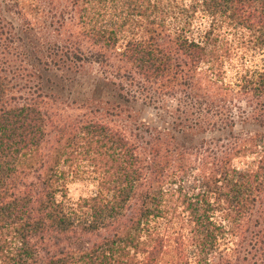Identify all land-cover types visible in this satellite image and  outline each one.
<instances>
[{"label": "trees", "instance_id": "1", "mask_svg": "<svg viewBox=\"0 0 264 264\" xmlns=\"http://www.w3.org/2000/svg\"><path fill=\"white\" fill-rule=\"evenodd\" d=\"M190 1L0 0V264H264V70L226 85L232 46L219 32L242 29L264 48V0ZM199 11L212 26L195 27ZM68 14L74 40L34 43L24 16L52 27ZM111 55L127 79L177 100L171 122L143 124L142 142L107 123L123 105L97 96L116 85L109 77L72 100L79 114L61 107L86 67ZM240 123L259 129L236 133ZM204 133L222 136L192 165ZM248 156L241 172L234 160ZM83 165L98 193L69 206L68 179ZM171 212L182 221L172 233Z\"/></svg>", "mask_w": 264, "mask_h": 264}, {"label": "rangeland", "instance_id": "2", "mask_svg": "<svg viewBox=\"0 0 264 264\" xmlns=\"http://www.w3.org/2000/svg\"><path fill=\"white\" fill-rule=\"evenodd\" d=\"M21 1L29 2V0ZM14 2H17V0H7V3ZM186 2L189 4L191 3L190 0H186ZM48 3L47 5L49 6L50 4ZM60 4L61 8H63L62 0H60ZM55 5H57V2ZM50 6L51 8L54 7V5ZM113 11L115 14L114 9ZM70 16L72 15L68 14L67 17L64 18L65 22L63 23V26L60 25L61 23L58 24L57 20L59 18H55V25L52 27L50 26V21H48L46 24L41 23L42 21L38 22L31 15L24 16V18L25 20L32 22V25L30 26L34 29V36H36L34 43L40 44V47L43 49L50 38H54V40H62V42H66L67 39L74 40L73 35L78 32L77 20L76 18H70ZM195 18L196 28L201 26L203 28H209L213 25L212 18L202 11H199ZM60 21H62V19ZM55 30L57 31L55 32ZM219 32L223 41L228 42L232 46V56L227 60L225 65V84H232L233 87L238 90L239 87L234 85L239 83L240 76L244 72L264 70V48H257L254 46V43H252L254 37L242 29L227 28L220 30ZM124 42L125 40H122L120 45H123ZM81 47L87 55H89V51L97 50L86 42H82ZM110 59L111 60L105 66L98 64L87 66L85 74L83 77H81L82 86H79L81 89H78L77 87L75 94L73 93L72 95H70L69 92H64L63 94L65 101L63 102V105L61 104V107H63L69 114H79L81 110L78 109L77 106L71 104L72 100H75L76 98L80 100L85 96H93V90L99 88L100 86H95V81L101 80L104 77H109L111 80L116 82V85H110V87H107L105 91L98 93L97 96L100 94L101 98H104L105 100L106 98L108 100H116L123 105L122 111H117L118 114H116V116L106 115V117L108 116L106 118L107 123H109L111 126L124 130L129 138L142 142V127L145 128L143 124L146 122L153 126H160L163 122H171V118L174 115V110L177 107V100L171 96L157 93V91L151 88L149 90L142 89V83H144V81L139 76H137L135 81L127 79L125 75L129 74L126 72V69L124 70L123 64H121L114 55H111ZM78 92L81 93L80 96L82 97L76 95ZM108 93L109 95L106 96L105 94ZM222 97H227V99H231L232 97L237 106H247V101L240 95H222ZM65 102L70 103L72 106L68 107ZM229 106L230 108H233V105ZM257 129H259L258 126L253 127L251 125H242L240 123L235 132L246 134L249 131ZM220 136L222 135L219 133L198 134V136L193 139L194 141L198 142L196 144L199 145V143H204V141H206V143H204L202 152H197L195 150L190 156L191 164L197 165L199 162H201L202 157L206 155L204 151L211 148L213 150L215 148L214 145H210L211 139L219 138ZM255 160L256 156L238 158L234 160V165L242 172L251 166ZM99 180L100 178L98 174L91 173L88 167L83 165L77 174L74 173L73 176L71 175L69 177L67 182V197L65 199H60L64 200L69 206H75L82 199L93 197L98 193ZM191 183H194L193 179L191 180ZM170 198L167 200L169 206L172 208H178L177 214H180L182 208L178 207L177 203L174 201L177 199V197H174V199L171 198V201ZM169 216L170 221L167 223V225L164 223L163 228L172 233L182 227V221L179 215H173L172 212ZM216 219H220L219 215L216 217ZM223 244L224 243H222L221 246L222 249L224 247Z\"/></svg>", "mask_w": 264, "mask_h": 264}]
</instances>
